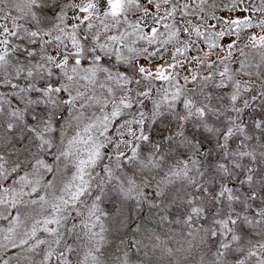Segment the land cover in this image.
Here are the masks:
<instances>
[{
	"label": "snow or ice",
	"instance_id": "snow-or-ice-1",
	"mask_svg": "<svg viewBox=\"0 0 264 264\" xmlns=\"http://www.w3.org/2000/svg\"><path fill=\"white\" fill-rule=\"evenodd\" d=\"M0 264H264V0H0Z\"/></svg>",
	"mask_w": 264,
	"mask_h": 264
}]
</instances>
